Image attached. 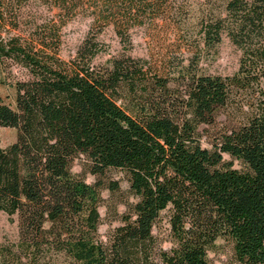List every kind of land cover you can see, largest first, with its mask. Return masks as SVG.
Instances as JSON below:
<instances>
[{
    "label": "trees",
    "instance_id": "obj_1",
    "mask_svg": "<svg viewBox=\"0 0 264 264\" xmlns=\"http://www.w3.org/2000/svg\"><path fill=\"white\" fill-rule=\"evenodd\" d=\"M204 4L202 48L175 80L131 55V31L182 20L179 0H0V72H26L12 83L14 107L0 101V127L16 131L0 142V212L18 220L0 264H208L219 238L238 264H264V0ZM76 17L89 28L65 60L62 29ZM108 27L126 50L95 64ZM223 34L241 51L237 70L199 72ZM220 113L232 124L201 146L199 127ZM81 156L93 182L71 170ZM113 169L134 201L103 239L98 207L102 190L119 189L105 181ZM164 210L169 248L153 233Z\"/></svg>",
    "mask_w": 264,
    "mask_h": 264
},
{
    "label": "rangeland",
    "instance_id": "obj_2",
    "mask_svg": "<svg viewBox=\"0 0 264 264\" xmlns=\"http://www.w3.org/2000/svg\"><path fill=\"white\" fill-rule=\"evenodd\" d=\"M179 4L182 5L184 12L182 20L169 15V17L131 31V55L150 60L164 74L170 72V76L175 80L180 79L181 67L187 66L191 60H196V56L193 55L196 46L202 48L198 22L205 8L204 0H179ZM89 23L88 18L76 17L63 27L59 53L61 58L68 60L75 55L78 45L88 31ZM99 39L103 42L105 51L95 57V64H105L107 59L126 50L119 43L111 27L106 28L100 34ZM240 56L241 51L223 34L221 42L214 50L203 49L197 64L198 71L206 74H233L238 68ZM22 78H26V72L18 66L11 69V74L0 72V101L14 107L15 89L12 83L15 79ZM232 122L231 117L220 113L213 124L201 125L199 127L201 146L210 148L214 137L229 127ZM15 138V129L0 127L2 147L11 144ZM223 156L225 160L232 161L233 167L243 168L239 161L230 158L227 154ZM84 162L82 156L75 159L71 164V170L82 176L86 182H93L95 177L84 169ZM105 181L106 184L115 181L119 189L114 192L104 189L101 192L103 201L98 207L101 217L98 228L103 239L107 237L111 229L120 224L118 215L125 211L124 204L134 201L129 191L127 176L123 171L109 170ZM153 233L162 247L169 248L172 245L167 210L160 213L154 224ZM17 240V215H13L10 220L6 213L0 212V243L12 244ZM207 257L208 264H238L233 257L232 244L222 238L216 240L214 248L207 252Z\"/></svg>",
    "mask_w": 264,
    "mask_h": 264
}]
</instances>
